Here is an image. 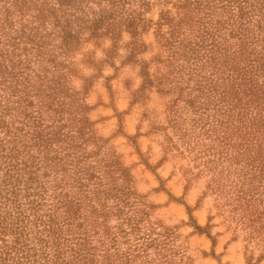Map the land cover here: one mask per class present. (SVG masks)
Segmentation results:
<instances>
[{
  "label": "rangeland",
  "instance_id": "obj_1",
  "mask_svg": "<svg viewBox=\"0 0 264 264\" xmlns=\"http://www.w3.org/2000/svg\"><path fill=\"white\" fill-rule=\"evenodd\" d=\"M41 2L4 25L12 34L22 20L38 25L40 56L20 42L28 50H14L7 66L55 98L40 110L53 125L48 149L20 136L22 111L7 112L0 130L15 139L0 144L14 165L0 157V264H47L55 240L66 258L81 242L79 264H264V141L242 128L223 145L201 128L208 109L199 118L184 90L160 82L170 43L189 30L183 10L174 0ZM216 13L231 21L217 37L223 63L253 65L264 19L251 9L240 25ZM46 98L29 96L26 111L36 116ZM4 241L14 244L7 253Z\"/></svg>",
  "mask_w": 264,
  "mask_h": 264
},
{
  "label": "trees",
  "instance_id": "obj_2",
  "mask_svg": "<svg viewBox=\"0 0 264 264\" xmlns=\"http://www.w3.org/2000/svg\"><path fill=\"white\" fill-rule=\"evenodd\" d=\"M63 1L66 0H58V3L62 4ZM173 3L176 8L183 10L182 20L188 21L189 30L179 34L180 36L178 35L181 38L177 44L170 43L171 54L168 60L171 62V67H167L166 71L161 74L160 82L171 83L174 87L184 90L189 96L188 103H194L192 105L195 106L194 111H198L199 118L204 115L205 109H208L206 116L200 118L201 128L204 127V131L209 137L212 138V135H215L214 138L222 142L223 145L232 141L233 134L240 136L242 128L247 132L246 137L254 136L256 140L264 141V51L253 54L255 63H251L253 65L250 66H240L238 60L223 63L221 58L226 56L222 54L225 47L220 50L221 45L217 37L219 34L221 35L220 27L230 25L231 21L224 22L225 19L221 20L222 18L213 19L214 14H219L216 13L218 7L223 14L226 13L227 19H232L240 25L242 23L241 18L246 16L251 9L256 12L255 14L259 19H264V0H256L257 5L253 0H174ZM37 4L38 0H0V84H2L3 91L0 95V112L4 114V116L0 114V130L6 134L9 129L8 122L5 120L7 112L12 109L22 111L23 116L18 118V122L21 123L16 129H22L23 125L28 126L23 135L20 136L29 135L32 144L28 146L36 145V149L41 152V150L48 149V140L51 139V135H48L50 132L44 131L48 126L53 125L42 124L40 110L42 107L50 108L49 106L54 102L55 96L49 90L50 86H44L43 89L35 88L34 91L30 90L31 81L22 78V74L17 77L15 72L7 66L8 62L14 66L10 55L17 48L22 50L30 48L34 51L35 56H40L42 44L38 42L40 38L37 37L38 25H30V22L22 20L19 28H14L12 31L14 34L11 31H4L5 24L11 25L8 16L12 12L23 14L24 8L30 5L45 8L42 2ZM246 6H248V10H246ZM50 8L55 7L51 6ZM41 23L43 24L44 21ZM240 28L242 30V27ZM230 30L231 36L235 34L236 30ZM66 34L68 36V33L65 32L64 40ZM20 42L32 43L29 44L28 48H20ZM237 44L239 51L242 50L243 40H239ZM219 50L220 52H218ZM240 55L238 59H241ZM185 62L190 63L185 65ZM225 70L232 72L230 77L223 76ZM231 78H235V80L233 81ZM190 80L193 81V85L190 84ZM147 82L150 80L147 79ZM193 90L199 91L200 94L195 96ZM202 92H205L204 95ZM41 93H46L47 98L38 107L39 111H36L38 114L32 117V112L26 111L27 106L33 104L29 96H39ZM10 98L13 99L11 102L17 104L6 102ZM211 110L212 113H210ZM25 118L26 120H24ZM2 139H5V142ZM13 140L15 139L10 136L0 138V144L13 142ZM7 148L4 149L2 146L0 150L4 152L0 153V157L5 158L6 165H12L10 163L12 155L9 148L6 150ZM82 185L83 183H80L79 186ZM65 215H67L66 218H69L66 208ZM2 227L0 226V229ZM47 231L50 232L49 229ZM81 245V242H74V245L69 248L72 251V257L66 258L62 255L63 249L60 241L55 240L52 242L54 259L49 257L46 259V263L79 264L80 259L85 257ZM2 246L7 253L9 252L7 251L8 248L13 249L14 244L13 241H9V243L4 241ZM1 253L0 250V257Z\"/></svg>",
  "mask_w": 264,
  "mask_h": 264
}]
</instances>
